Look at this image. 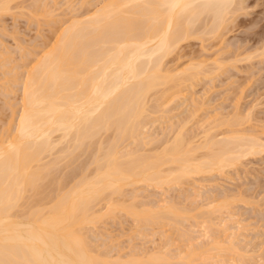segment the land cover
Returning a JSON list of instances; mask_svg holds the SVG:
<instances>
[{"label": "bare ground", "instance_id": "bare-ground-1", "mask_svg": "<svg viewBox=\"0 0 264 264\" xmlns=\"http://www.w3.org/2000/svg\"><path fill=\"white\" fill-rule=\"evenodd\" d=\"M15 1L17 0H0V13L13 10L16 6L13 4ZM38 1L40 0H30L25 7L38 14ZM100 1H97V5L99 2L102 4L94 7L95 10L93 9L91 14L88 11V15L87 6L85 14H82L84 10L82 12L77 10L85 6L84 1L80 2L81 6H76L79 7L77 9L73 7L74 5L70 7L74 8L69 10L72 12V16L68 19L70 22L68 21L69 23L59 31L54 41L48 40L51 43L47 42V46L43 47V51L41 50V55L35 58L34 64L31 63L32 65L27 69L23 68V72L20 69L18 74L22 73V76L19 75V78L16 77L18 75L16 69V71L13 68V70H6L8 79L1 83L4 85L8 82L10 87L14 88L19 85L21 96L17 105L12 103L15 107L19 106L18 115L14 117V121L13 116L17 112L14 111L12 116L15 124L9 121L13 125L9 127L8 123L7 126L11 128L9 133L7 131L9 128L4 126L5 129L3 128L2 131L7 132L0 131L2 132L0 134V264H174L177 260L183 261V259L184 263L190 262L189 264L193 262L195 264L218 262L219 264L220 261L212 256L214 252L209 255L204 251L201 255V251L200 254L199 246L202 247L204 242L199 238L205 239L207 244L212 238L211 245L222 243L219 242L220 235L217 233L221 234L222 230H226L223 224L228 226L227 220L232 219L233 216L228 219L225 216L223 221L217 220L220 216H224L222 214L228 212L226 211L228 195L226 197V194L221 195L215 202H210L206 197L208 200L200 203V199L202 202L206 200L203 199L205 192L202 198L195 200L197 197L193 196L194 191L191 192L193 195H190L189 190V195L186 194L183 201L178 198L181 195H177L175 199L173 198L175 196L170 194V197L166 193L164 198L168 201H164L161 205L162 203H156L158 198L155 199V197L156 204L153 203L150 193L148 195L152 201L147 198L148 195L146 199H142L145 196H140L145 193L143 186L139 197V193L134 192L136 189L132 186L143 182L148 188L150 185L151 187L159 186L162 192L166 184L175 183L179 186L184 179L193 178V174L198 175L214 170L224 173L225 168L240 165L244 155L264 152V141L259 139L260 136L258 138L256 135L254 137L239 132L240 134L231 133V135L223 136L224 138H216L212 129L214 128L215 131V128L223 125L225 121L232 126L235 122L239 123L240 118L237 112L232 113L234 115L231 118L216 117V121L214 118L210 124L208 123L210 125L208 129L213 126L209 129L212 134L203 126L204 131H202L200 127L201 131H199L203 134L205 132L204 141L198 130L197 136L196 133L194 135L196 138L199 137V140L192 136L193 133L188 136L177 124L179 128L171 132V135L170 130L177 128L176 125L172 127H170L171 124L167 125L168 128L165 129L167 132L161 133L160 137L146 135L149 131V119L160 110V101L165 94L167 95V90L184 87L183 85L189 82L191 84L195 78L205 72H214L213 74H217L218 71L224 72L225 64L229 66L231 61L233 64L245 59L235 58L237 56H234L235 52L234 55L231 54L234 56H231L233 59L229 57L232 60L228 59L230 55L224 57L229 61L223 57L220 59L226 53L223 52L214 60H208L209 62L206 61L207 58L201 60L194 57L195 62L191 59L193 62L189 65L185 64L184 68L180 66L181 69H177L175 73L164 67V59L172 53L175 55L178 46L184 41L199 37L201 42H205L207 38L221 35L220 31L233 20L234 14L242 10L244 7L242 3L245 0ZM68 2L72 3L71 0ZM62 4L64 3L60 6L54 4L53 10L50 8V11H47L50 14H52L51 11L66 14L67 12L64 11L68 6L64 7ZM44 16L47 15L44 14ZM40 17L39 19L43 18ZM241 43L242 41L240 45L243 44ZM202 45L203 43L200 44ZM262 47L260 55L257 54L258 50L255 51L257 56H264V46ZM253 54L254 52L251 56ZM17 65L14 66L19 69L21 66ZM231 66L233 65L229 67ZM12 71L14 73H11ZM17 79H21L20 82ZM3 91H0L1 94ZM10 106L13 107V105ZM6 107L8 108L7 105ZM214 116L209 118L213 119ZM3 122L6 123V120ZM175 123L172 122V124ZM165 134H167L166 138ZM161 137L164 138H162L163 141H160ZM197 141L200 143L197 144ZM130 142L135 143L134 147L129 144L133 148L130 146L129 149L128 146L129 150H122ZM200 150L202 155L199 153ZM197 153L200 155L198 156ZM200 176L198 175L199 179L202 178ZM125 185H129L130 189L126 190ZM163 187L164 190H162ZM154 190L157 191V189ZM168 196L169 198H166ZM125 197L129 199H124ZM160 197L163 201V196ZM101 203L103 210L98 206ZM119 209L135 217L137 221H144L145 224L167 221L169 222L167 225L171 224L172 227L174 224V228L179 227L177 229L179 238L184 236L186 240L189 236L186 240L188 246V251L185 252L186 257H182V253L180 257L178 254V256L175 255L176 258L173 257L174 254L171 255L172 252L168 250V247L164 250L165 252H161L164 249L162 247V250L158 252L157 249L149 248V251L145 247L142 251L139 246L140 250L133 248L136 252L140 251L139 254L129 250L131 253L126 254L128 257L124 256L127 258L121 259L122 253L117 251L118 257L114 258L115 253L110 256L111 253L108 254L107 249L111 247L109 245H112L113 237L110 238L109 245L107 241L104 242L108 246L102 245L103 249L101 247L100 249L96 240L94 243L95 238L90 232L93 228H90L88 224H98L100 220L113 217ZM181 217H184L186 224ZM199 219L202 224L205 223L204 226L213 235H209L208 231L206 235L207 229L200 225L201 223L199 224ZM198 225L201 228L203 226L204 230L197 229ZM174 228L172 227V231ZM88 229L90 231H87ZM179 229L182 231L179 232ZM167 230V233L164 230L163 233L159 232L163 235L161 236L164 242L165 240L167 242L166 237L168 233L170 234V229L167 228ZM192 230L195 232V237L192 236ZM196 231H204V233L197 234ZM156 233L149 235L155 236ZM146 235L141 237L145 239ZM153 236L151 240L155 239ZM134 238L131 244H134L136 239L139 240ZM129 239L131 242V237ZM137 243H140V240ZM229 243L228 246L223 244L225 248L222 244L218 247L221 246L226 249V252L229 250L235 254L240 251L231 243V240ZM216 245L213 247L215 248ZM116 248L113 249L116 250ZM238 253L240 255L243 252ZM218 255L217 258H219ZM224 261L220 263L224 264ZM261 264L264 263L261 262Z\"/></svg>", "mask_w": 264, "mask_h": 264}, {"label": "rangeland", "instance_id": "rangeland-1", "mask_svg": "<svg viewBox=\"0 0 264 264\" xmlns=\"http://www.w3.org/2000/svg\"><path fill=\"white\" fill-rule=\"evenodd\" d=\"M28 1L30 2V0H28ZM28 1L27 0H17V1H15V3H13L14 5H16L13 8V10L11 9L9 11H4V12L0 13V84L8 79V77H7L8 71H6V70H10L13 68L14 70L15 69L17 70V71L15 70V71L18 74V72H20L21 70H22L21 72H23L24 69H27L32 64H34V62L36 61L35 58H37V56L41 55V53L43 51L42 49H44L47 46V42H48V44L51 43L52 42L51 40H53L54 37L59 34V31L70 22L68 20L70 18V16H72V12L69 11L70 9L79 8L76 6H81L80 2L84 1L87 5L84 4L85 6L83 8L80 7L77 10H79V11L81 10V12L84 10L82 12V14L87 11L86 13L88 15V11H89V14H91L93 12L92 11L93 9L95 10V8L98 5L102 4V3L100 4V2H102L100 0H99L100 2L98 3V5H97L98 0H71L72 3L68 2L70 0H43V1L40 0V1H38L39 6L37 5V8L39 7V9L37 10L39 13L37 14V12H35L34 10L31 11L28 7H25V5L27 3H29ZM55 2L58 3L59 5L56 4ZM66 2H68V4H70L71 6H69L68 4L65 5ZM61 3H64V4H62V5H64V7L68 6V8L64 11L65 13L66 12L67 13L64 14L62 12V14H61V12L59 13L57 11V13L59 14V15H57V13H55L54 11H51L52 14L53 13L54 14L53 15L50 14L49 9L52 8L51 10H53L52 5L55 4V5L60 6ZM95 3H96V5H94ZM17 4H19L18 7H17ZM20 4H22V5H20ZM242 4H243L242 6H244V7H242V10H239L237 12V14L236 13L234 14L233 17L235 19L232 17L233 20L229 21L228 25L226 24L227 26L225 25V27H224L225 29L223 28V30L220 31L221 35L218 34V36L215 35V36H213V38L210 37L211 39L207 38L208 40H205V42H201L199 37L190 38L189 40L184 41L183 43H181L182 45L180 44L182 47H180V45L178 46L179 48H177L178 51L176 50L177 53L175 52V55H174V53H172L171 54L172 56L169 55V57L167 56V58L164 59L165 60L164 61L165 66L164 67L165 68L167 67L168 71L170 69V70H172L173 73H175L177 71V69L178 70H179V68L181 69L180 66L183 67V66H185V64L188 63V65H189V63L193 62L192 60H194V57L197 59H201V60H203L204 58H207L206 61L209 62V61H212V59L214 60L215 57L217 58L218 54H220L219 56H221L223 52H226V53H224L221 56V58L219 57L220 59H222V57H223V59H225L224 57L225 56L227 57L228 55H230V56H228V59H230L236 55L237 56L235 58H245V59L241 60L240 62H237V63L235 62L233 64L231 63L232 61L229 62L230 65H233L231 67H229L230 65L228 66L225 64L227 70H225L226 68H224L225 67L224 66L223 67L224 70L222 68V70L224 72H222V71L217 72L216 71L217 74H213L214 72H205V73H202L203 75L200 74L198 76V78H195L194 79L195 82L193 81V83H191V84L189 82L188 84L183 85L184 87L180 86V87L173 88L172 90H167L168 93L165 92V93H167V95L166 94H165V96L162 95L164 97H162L163 98L161 100L162 102L160 101V103L162 105L160 104L161 108L158 111L159 113L157 112L156 115L152 116L149 119V124H148V128H149L148 130L149 131L146 133V135H151V136L155 135V136L160 137L163 133H165V131L167 130L166 128H168V126L170 124H171L170 127L177 124L182 128V130L183 129L185 130V133H187L188 136L191 135V133H193L192 136H195L194 135L195 133L197 136V133H199L201 131L200 127L203 126L207 130L208 129L207 127L210 126L209 124L212 122V120H214V118H215V121L217 120V118H222V117L224 118V116H229V118H231V116L233 117V115H234L232 113L237 112L240 119L237 117V115H236V118H237V120L238 119L240 120L239 123L235 122L236 124L234 123L235 125L233 124V126H232L231 123L226 124V121H225V122H223L224 123L223 125H219L217 127L215 126L216 127L215 131H214V128L212 129L213 133L215 132L214 135H216V138L217 137L222 138L223 136H226V134L227 135H231V133L240 134L242 132L243 134H245V135L248 134L249 136L250 135L251 136L256 135L258 138L260 136L261 138H259V139L264 141V67H262V66H264V56L263 55L261 57L259 56L261 49H263L262 46H264V43H263L264 42V0H247V1L245 0V2ZM72 6L74 8H70ZM86 6L88 9L85 11ZM47 10H49V11H47ZM43 12L47 16H44ZM81 12H78V13H81ZM33 14H35V15H33ZM87 15H85V16H87ZM40 16L41 17L44 16V17L41 18ZM37 17H38V19H37ZM39 17L41 19H39ZM196 38H198V39H196ZM48 40H50L51 42H49ZM241 41L243 43V44L241 43L242 45H240ZM201 43H203V45H202L203 47L205 46L204 48H202V46H200ZM260 46H261V48H260ZM235 48H237V49L235 50ZM257 48H259L260 50ZM228 49H229V52H228ZM257 50H258V52H257ZM255 51L257 52V54H259L258 56L256 55ZM203 52H205V53H203ZM234 52H235V55L233 54ZM253 52H254L255 56H254V54L251 56V53H253ZM184 53H185V55H184ZM231 54L234 56H232ZM177 55H178V58H177ZM247 56H251V58L253 56L254 57H253V59H251L250 57L246 58ZM9 59L11 61H9ZM228 59H227V61H229ZM232 59H230V60H232ZM261 60H263V61H261ZM194 62H195V60H194ZM23 63H25V64L23 65ZM226 63H228V62H226ZM7 64H8V66H7ZM17 64H19L21 67L22 66L23 67L22 68L19 67V69H17L15 67ZM251 64H253L252 67H251ZM19 65H17V66H19ZM176 67H178V68H176ZM220 72H222V73L220 74ZM11 73H14V72L12 71ZM11 73H10V75L12 76ZM19 75L21 77L22 73L18 74L16 77L19 78ZM9 79H11V78H9ZM20 80L21 79H19V80L17 79L18 82H20ZM11 87H13V86H11ZM11 87H10V84H8V82L4 85L1 84V87H0V88H2V89H0V91L4 90L2 94L0 92V131H2L4 127L9 128L11 125L10 122L13 123V121L15 120L14 117L18 115L17 110H18L19 106L15 107V105H17L18 104L17 102H19V100H20L21 95H19V94H21V89L19 90V88H20L19 85H16L15 88L14 87L11 88ZM13 89H14V91H13ZM6 90H8V91H6ZM7 98L10 100V102ZM5 99H7V100H5ZM12 103H14L15 105ZM3 105H5V107ZM6 105L8 106V108L6 107ZM10 105H13V107ZM2 106L4 107V109ZM11 108H12V110H11ZM163 109H165L166 111H164ZM14 111H16L17 113L13 116V113H15ZM162 111H163V113H161ZM12 116H13V121H12ZM212 116H214L213 119L209 118ZM154 119H155V121H154ZM4 120H6V123L3 122ZM208 120L209 121L211 120V121L209 122ZM171 121L174 123L176 122V123L172 124ZM179 121H180L181 125H180V123H177ZM221 121H222V119H221ZM8 123H9V127L7 126ZM219 123H221V122H219ZM14 124H15V122L13 123V125ZM214 124H216V123H214ZM13 125H11V127ZM184 125H185V127H184ZM217 125H218V123H217ZM179 126H177V128L175 127V129L172 131L170 130L169 134L171 135L173 133V131H175L176 129L179 128ZM203 127H202V131H204ZM212 127L213 126H211V128ZM211 128H209V129H211ZM10 129L11 128H9V130L7 129L8 133L10 132ZM163 129H164V131H163ZM209 129L207 131L212 134V132H210ZM197 130L198 131L200 130V131L198 132ZM4 131H2V132L3 133L7 132V131H5V132ZM168 132H169V130H168ZM199 135H200V137L203 136L202 139L204 141L205 132H204V134H203V132H200ZM166 136H167V134H165V138H166ZM196 136H195V138H196ZM256 136H254V137H256ZM149 138H150V136H149ZM162 138L163 137H161L160 141L162 140ZM198 138H196V139L199 140ZM196 139H194V140L196 141ZM160 141L158 142L159 145L161 143ZM200 141H202L201 138H200ZM200 141H197V144L200 143ZM129 144H131L134 147L135 143L134 144H133V142L128 143L126 145V147L125 146L123 147L122 150H126V151L129 150L132 147ZM195 144H196V142H195ZM128 146H129V149H128ZM200 152H202V150H200L199 153ZM200 154L197 153L198 156ZM241 160H242L241 161L242 163H240V165L233 166V167L229 166V167L225 168L224 173H223V171L221 173L218 170H214V171L206 172L203 174H198L199 176L201 175L200 176V178L202 177L201 179H199L197 174H195V175L193 174V178L188 177L189 179L188 178L184 179L186 182L184 180L182 181L183 183L180 184L181 187H180V185L179 186L175 185V183L174 184L172 183L169 185L166 184V185H168V187L166 185L164 187H165V190H166V188H167V190L165 191L164 187L162 189V190H164L162 192H164L163 194H165V195L160 194L159 196H157L159 193H162V192H161V189L159 186H156L153 184L152 185L154 186V188H152L153 186L151 187V185L150 186L148 185L150 187V188H148L147 184H145V183L143 184V182L136 183V185L133 184L132 187H133V189H136L134 192L139 193L138 194V197H139V195L142 193L141 190L143 189L142 188V186H143L145 193L143 192L144 194H142L140 196H143V195H145V196L142 199H146V196L148 195V193H150L149 194L150 198L153 197L152 198L153 203L156 204L159 202V203H162L161 205L164 204L163 203L164 201H166V200L168 201V199L165 200V198H164V196H166V193H168L167 195H169L170 197H171V195L175 196V197H173L175 199H176L177 195H181L180 197H178V196L177 197L181 198V200L183 201V199H185V197H186V194H188L189 190H190L189 191L190 195L193 193L194 195L193 194L192 195L197 197V198H195V200L198 199L199 197L202 198V196L205 192L203 199H206V200H204L202 202V199H200L201 202L198 201L200 203H204L205 201L208 200V198H209L210 202H212V201L215 202L221 197V195L224 196L226 194L225 197L228 195L229 202H228V205L226 206L227 208H229V209L226 208V211H228V212L227 213L225 212L224 214H222V215H224V216H222L224 218H222L220 216L219 217L220 219H218L217 221H219V220L223 221L222 219H225L226 217H227L226 219L231 218V216H233V217H232V219L227 220V222L229 224L228 226L223 224V227L226 230H222V232H221L222 235L220 234V232L217 233V235H220V236H218L220 240L219 239L218 240H219V242L220 241L222 242L221 243L222 246H223V244H225V246L227 244V246H228V244H230L229 242L231 240V243L234 244V246H237L238 247L237 249L240 250L238 252H241V253L243 252L242 254H244V253H247V254H244L242 256V254L239 255L238 252L236 254L229 252V250H228V252H226L225 251L226 249H224L225 248L224 246H223L224 248L221 246L219 248L218 246L221 244L216 245V243H214L216 245V247L214 248L213 246H215V245L214 244L211 245V243H210V240L212 239L210 236H207L208 238L209 237L211 238L210 240H208L206 238L208 240V244L206 243L205 239L203 240V239L199 238V240H202V242H204L202 244L203 248L201 247V245L199 246L201 249L200 254H201V251H202L201 255H203L204 251H206V253H208L209 255L214 252L212 254V256H214L215 260L222 262V260L224 261V259H225L224 264H226V263H228V264H241V263H244L245 261H247L246 264L247 263L251 264L252 262H253V264H255V263L258 264L259 262H260L259 264H261V262L264 263V152H261V154L260 153L246 154V156L244 155L241 158ZM192 184L195 186V188ZM134 186H139L140 188H137V187L134 188ZM125 188H126V190H128V189H130V186L125 185ZM146 188H147V190H145ZM154 189H157V191H155ZM140 191H141V193H140ZM192 191H194V192H192ZM127 192H130V191H127ZM131 192H133V191H131ZM153 192H156V193L159 192V193L153 194ZM197 193H199L200 195L202 194V195L198 196V195H196ZM131 194L132 193H130V195ZM130 195H128V196H130ZM149 195L147 196V198H149ZM160 196H163L162 197L163 201L161 200ZM169 196L166 198H169ZM193 196H192V198H193ZM127 197H125L124 199H129ZM154 197H155V199L158 198L156 200L157 201L156 203L154 202L155 201ZM206 197H208V198H206ZM120 198L121 197H119V199ZM192 198H190V199L193 201ZM230 198H233L232 199L233 201ZM138 199L140 200V198H138ZM142 199H141V202H142ZM143 201H146V200H143ZM150 201H152V200L150 199ZM196 203L197 202H195V204ZM207 203H209V202H207ZM101 205H103V204L101 203L98 206H100V208L103 210V207ZM194 206H196V205H194ZM105 209L106 208L104 207V210ZM116 211H117V213L115 214L116 217L113 216L114 217L113 218L110 216L109 218H105L103 220H100L98 222V224L93 223L94 226H93V224H91V225L88 224V226H91L90 228H93V229L89 228L91 231L89 229L87 230V231L91 232V235L95 239L93 237H90V238L92 240L94 239V243L96 240V242L99 244L98 245L96 243L99 246V248L101 247L103 249L102 245L103 246L107 245L110 242V240L112 239V243L110 242L112 245H109L110 243L108 244L111 247L110 248L104 247V248L108 249V254L109 253L112 254V255L109 254L110 256H113L115 253L114 258L118 257L117 255L119 253L117 251H119V252L121 251L120 252V253H122V256H120V257H122L121 259H123V258L126 259L129 255V253H131V252H129V250L132 252L133 251L136 252L135 250L136 249L140 250V247H141L142 251H143V247H145L146 249L148 248L147 250H149V251H150V249L151 250L157 249L158 252H160L162 250L161 249V247H162L164 249L161 252H165L164 250L167 249V247H168V250L169 251L171 250L170 252H172L171 255L174 254L173 257L176 258V256H178V255L180 257L181 256L180 253H182V257L183 256L186 257L185 252L188 251V248H187L188 246H187L186 240H188L189 236L187 237L186 240L184 239L185 238L184 236H182L183 238H179L180 235L179 236L177 235V234H179L177 231V229L179 227L176 228L177 227L176 225H175L176 226L175 228L173 226L174 224L172 225V227L174 228L172 231L171 224L167 225L169 223V222L167 223V221H166V223H165V221H163V222H160V223L158 222V223H154V224H151V222L150 223L147 222L148 224H145L144 221L143 222L141 221L142 222L141 223L140 221H137L135 217L131 216L128 213L126 214L125 212L121 211L120 209L116 210ZM228 216H230V217H228ZM181 218H182L181 220L184 221V223L186 224V222H185L186 220L184 219V217H181ZM196 219H198V218H196ZM199 220H200V222L198 220L197 221L200 224L202 221H201V219H199ZM224 222H225V220H224ZM227 222H226V224H227ZM184 223H182V224H184ZM142 225H144V226H142ZM200 225L204 226L205 223L204 224L201 223ZM200 225H198L199 227H196V228L197 229L201 228ZM88 226H87V228H88ZM203 226H202V228H203ZM167 228L170 229L169 230L170 234L168 233V236L167 235H164V236L165 237L167 236L166 239L168 238L167 242H169V243H167L166 240H165V242L162 241L163 235L159 233V232H162L163 230H164V232L167 233L168 232ZM196 228H194V229L196 230ZM202 228H201V230H202ZM204 228H206V226H204ZM204 228H203V230H204ZM165 229L167 231H165ZM206 229H205L206 235L208 232H209V235L210 234L213 235L212 233H210L211 231H208V228H206ZM174 230H175V232H174ZM176 231H177V233H176ZM180 231H182V230L179 229V232ZM90 232H88V235L90 234ZM154 232L155 233L157 232L158 234L156 233V235L153 236ZM193 232H191L193 234L192 236L195 237V235H194L195 232L194 233ZM201 232L196 231L197 234L198 233L201 234ZM143 233L145 235L146 234L149 235L150 233L151 234L153 233V235H149V236L146 235L147 238L145 236V239H144L141 237V236L144 237ZM191 233L189 234L190 236H191ZM202 233H204V231ZM91 235H89V236H91ZM132 235L133 236L135 235L134 237L138 238L140 240V243H137V242H139V240L136 239L135 242H133L134 244H131L133 239H135ZM139 236H140V238H139ZM151 236L155 237V239L152 238L153 240H151L150 239ZM197 236L198 235H196V237ZM111 237H113V238H111ZM130 237H131V239L133 237L131 242L129 239ZM160 237H161V239H160ZM222 238H223L224 242H223ZM113 239L115 240V242ZM141 239L143 240V242ZM226 240H227V242H226ZM106 241H107V244L104 243ZM197 241H198V238H197ZM128 242H130V243H128ZM127 243L130 245H128ZM141 243L143 244V246H141L142 245ZM205 243H206V247H204ZM144 244H146L147 247ZM116 246L118 248H116ZM127 246H129V247H127ZM199 247H198L197 251L199 250ZM113 248H116V250ZM133 248H136V249H133ZM179 248L181 250H179ZM216 248H217V250H216ZM107 249H105V251H107ZM109 249H111V250H109ZM117 249H120V250H117ZM121 249H123V250H121ZM220 250H223L225 252H223V251L221 252ZM116 252L118 254H116ZM139 252L140 251H138L136 253L139 254ZM225 253L226 254L230 253L231 255L229 254L230 256L229 255L226 256ZM126 254H128V255H126ZM198 255H199V253H198ZM217 255L219 258L216 257ZM124 256H127V257H124ZM221 257H224V258H221ZM229 257H231V258H229ZM227 258H228V261H227ZM241 258H242V260H241ZM177 259H182V258H177ZM215 260L213 259L214 262H217ZM180 261L182 263H184L183 262L184 259H183V261L177 260V263H174V264H182ZM220 262H219V264H222ZM186 263L189 264L190 262L189 263L185 262L184 264H186ZM158 264H161V263H158ZM216 264H218V262Z\"/></svg>", "mask_w": 264, "mask_h": 264}]
</instances>
